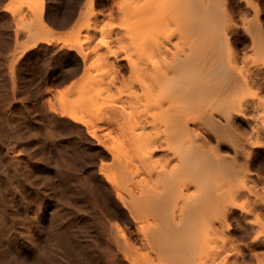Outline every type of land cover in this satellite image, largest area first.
Segmentation results:
<instances>
[{"label":"bare ground","instance_id":"6f19581e","mask_svg":"<svg viewBox=\"0 0 264 264\" xmlns=\"http://www.w3.org/2000/svg\"><path fill=\"white\" fill-rule=\"evenodd\" d=\"M38 2L11 0L8 10L28 28L38 20ZM120 2L122 22L110 33L131 36V45L119 52L99 38L93 56L113 65V77L92 75L85 62L87 82L81 81L77 101L65 110L97 144H103L101 129L115 130L110 160L101 165L112 190L102 192L101 205L109 219L102 234L109 262L89 261L264 264L260 22L243 21L250 47L238 54L224 0ZM75 7L63 20L56 13V23L70 24ZM96 15L92 8L79 52L94 36ZM107 85L119 94L103 104L95 92ZM64 230L58 229L61 236ZM52 260L42 254L34 264H58ZM75 264L89 263L77 255Z\"/></svg>","mask_w":264,"mask_h":264},{"label":"rangeland","instance_id":"374dc122","mask_svg":"<svg viewBox=\"0 0 264 264\" xmlns=\"http://www.w3.org/2000/svg\"><path fill=\"white\" fill-rule=\"evenodd\" d=\"M10 1L0 0V264H34L42 254H51L58 264H75L77 255L89 264L91 257L109 262L102 237L109 219L101 205L102 192L112 195V190L101 165L110 160L107 149L114 145L115 130L101 129L103 144H97L65 110L77 101L81 81L87 82L85 62L92 75L113 77V65L93 56L99 38L119 52L131 45V36L110 33L122 22L123 3L39 0L38 20L26 28L8 10ZM248 1L224 0L238 54L250 47L243 21L256 18L264 33V0ZM72 4L74 18L59 26L54 15L63 20ZM92 8L94 36L82 53L78 46ZM30 30L38 33L31 36ZM109 86L95 92L103 104L118 98L119 90ZM59 228H65L62 236Z\"/></svg>","mask_w":264,"mask_h":264}]
</instances>
